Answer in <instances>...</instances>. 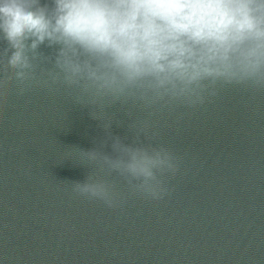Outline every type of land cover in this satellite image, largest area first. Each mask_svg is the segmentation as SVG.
<instances>
[{
  "label": "water",
  "instance_id": "water-1",
  "mask_svg": "<svg viewBox=\"0 0 264 264\" xmlns=\"http://www.w3.org/2000/svg\"><path fill=\"white\" fill-rule=\"evenodd\" d=\"M90 111L63 90L10 97L0 122V264H264V95L233 89L179 123L161 118L159 141L184 158L170 195L115 211L72 194L70 182L91 171L74 147L111 154L109 133L130 143L129 125L145 114L130 105L94 113L112 123L105 130Z\"/></svg>",
  "mask_w": 264,
  "mask_h": 264
},
{
  "label": "clouds",
  "instance_id": "clouds-1",
  "mask_svg": "<svg viewBox=\"0 0 264 264\" xmlns=\"http://www.w3.org/2000/svg\"><path fill=\"white\" fill-rule=\"evenodd\" d=\"M0 40V122L13 93L35 88L63 90L105 130L94 113L145 114L130 143L109 133L111 154L74 147L91 171L72 194L113 211L170 195L184 158L159 141L161 118L179 123L233 89L264 95V0H0Z\"/></svg>",
  "mask_w": 264,
  "mask_h": 264
}]
</instances>
